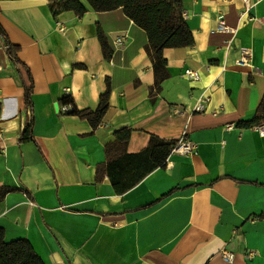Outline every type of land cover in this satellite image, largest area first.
Returning a JSON list of instances; mask_svg holds the SVG:
<instances>
[{"label": "crops", "instance_id": "0c3cea01", "mask_svg": "<svg viewBox=\"0 0 264 264\" xmlns=\"http://www.w3.org/2000/svg\"><path fill=\"white\" fill-rule=\"evenodd\" d=\"M46 1L0 0V27L33 81L32 138L19 142L30 117L0 44V188L14 190L0 202L4 241L26 239L45 264H227L222 250L234 255L229 264H264V136L237 126L253 118L264 95V5L240 20L241 0H180L193 45L162 50L168 76L150 98L147 37L121 9L95 13L80 0L81 18L54 19ZM218 18L230 32L216 29ZM242 50L250 66H236ZM106 81L108 109L96 129L60 112L63 99L77 111L96 110ZM203 94L204 112L191 113ZM123 128L130 159L111 171L125 186L147 167L142 152L151 136L176 142L184 134L196 150L170 154L117 194L108 175L96 180V167ZM135 162L142 168L132 173Z\"/></svg>", "mask_w": 264, "mask_h": 264}, {"label": "trees", "instance_id": "16d2710c", "mask_svg": "<svg viewBox=\"0 0 264 264\" xmlns=\"http://www.w3.org/2000/svg\"><path fill=\"white\" fill-rule=\"evenodd\" d=\"M95 13H106L121 9L124 16L132 23L145 32L147 44L145 52L152 64L154 77L153 87L150 89V98H153L159 91L162 81L168 74L166 64L162 58L163 49L186 48L193 45L190 31L181 17L180 0H84ZM47 8L51 16L55 19L64 12H72L78 18L86 13V8L80 0H47ZM97 40L101 54L106 61L112 59L113 51L108 45L107 39L99 27L96 29ZM0 44L8 60L14 66L20 83L23 88V100L26 114L30 120L24 126L19 135L18 141L24 142L32 138V106L31 93L33 81L29 70L17 58L19 48L13 46L8 41L4 31L0 27ZM110 91L109 82L106 81V89L99 97L96 110L77 111L74 108L67 114L78 116L85 120L92 129H96L108 109V95ZM68 99H63L60 105L69 103ZM71 103V102H70ZM264 122V95L255 111L253 118L249 121L239 122V128H253L259 123ZM130 136V130L123 128L114 132L113 140L105 145V160L96 167V180L98 181L103 174L108 175L117 194H122L126 189L134 185L141 179V176L153 169L162 168L166 158L175 142L164 141L151 136L148 140L146 149L142 152L143 158L147 163L140 176L133 177L127 186L120 173L113 172L112 168L130 159L126 153V145ZM137 157L134 159L136 160ZM118 164V165H117ZM139 162H135L129 167V171L134 173L141 169ZM128 173V172H127ZM14 191L9 188H0V202L5 196ZM0 264H45L35 253L31 244L26 239H16L10 242L4 241V230L0 228Z\"/></svg>", "mask_w": 264, "mask_h": 264}, {"label": "built area", "instance_id": "2783aa9c", "mask_svg": "<svg viewBox=\"0 0 264 264\" xmlns=\"http://www.w3.org/2000/svg\"><path fill=\"white\" fill-rule=\"evenodd\" d=\"M225 2H228L230 0H223ZM243 4V10L239 14V19H243L244 17H247V19H251L248 16V13L251 8H253L256 4L262 3L264 5V0H241ZM186 17L184 14H181V17ZM218 31L220 32H230L231 30L224 24L223 20L221 18H218L217 21V28ZM124 37L118 36L113 40V47L119 48L122 45V39ZM250 58H251V53L248 50H242L240 52L239 58L236 60L235 64L236 66L239 67H247L250 66ZM183 75L188 78L191 81H196L198 79V76L195 72H192L190 70H185ZM63 95L64 97H69L70 93L68 89L63 90ZM209 101L208 96L202 95L194 104L191 113H202L205 110V105ZM60 112L63 114L70 112L72 109V103H66L63 105H60ZM180 109L176 107L170 108V112L172 115H178L180 113ZM216 114V112H214ZM233 125L228 124L226 126V129H232ZM254 130L257 132L259 136H264V122L259 123L258 125L253 127ZM196 150V145L193 144L191 141H189L184 134L180 136V138L174 143L170 150V154H176V155H191L195 152ZM264 221V218H263ZM254 255V252H249L245 255L247 258H251ZM221 259L224 263H231L233 261L234 255L230 252H227L225 250H222L220 252Z\"/></svg>", "mask_w": 264, "mask_h": 264}]
</instances>
